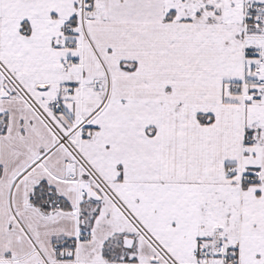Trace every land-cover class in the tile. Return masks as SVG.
Segmentation results:
<instances>
[{
  "label": "snow or ice",
  "instance_id": "1",
  "mask_svg": "<svg viewBox=\"0 0 264 264\" xmlns=\"http://www.w3.org/2000/svg\"><path fill=\"white\" fill-rule=\"evenodd\" d=\"M0 264H264V0H0Z\"/></svg>",
  "mask_w": 264,
  "mask_h": 264
}]
</instances>
